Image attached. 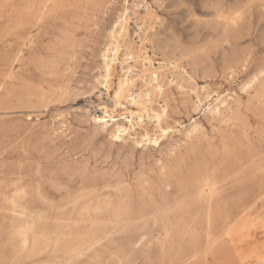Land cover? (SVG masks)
<instances>
[{
	"label": "rangeland",
	"instance_id": "rangeland-1",
	"mask_svg": "<svg viewBox=\"0 0 264 264\" xmlns=\"http://www.w3.org/2000/svg\"><path fill=\"white\" fill-rule=\"evenodd\" d=\"M29 2L0 0V250H11L14 223L3 197L24 190L28 210L68 238L115 228L122 215L141 217L82 264H180L184 254L187 264H264V78L247 89L264 71V0H60L56 13L30 18V28L13 32L8 23L29 17ZM126 8L129 48L139 52L144 45L155 67L165 65V94L150 108L165 109L169 136L156 133L151 114L143 113L142 130L136 128L160 136L156 147L119 144L92 121L103 116V106L117 119L136 111L129 98L122 102L126 110L114 109L96 83L112 25ZM234 10L242 13L240 32L248 37L225 48L218 13ZM235 54L246 62L231 74ZM121 75L117 67L114 81ZM137 81L133 92L146 101ZM220 97L228 111L208 116L206 107ZM194 122L202 132L187 139ZM253 203L212 247L210 235L227 226L204 215ZM128 237L140 244L124 252Z\"/></svg>",
	"mask_w": 264,
	"mask_h": 264
},
{
	"label": "bare ground",
	"instance_id": "bare-ground-1",
	"mask_svg": "<svg viewBox=\"0 0 264 264\" xmlns=\"http://www.w3.org/2000/svg\"><path fill=\"white\" fill-rule=\"evenodd\" d=\"M59 1L30 0L29 4H27L26 6L27 9L29 8L30 16L28 17V15L26 14L19 15L15 21H10V23H8L9 28L13 32L22 31V30H26V28H30L28 27V25L31 24L30 18L31 19L33 18L37 22H39L42 19H44L45 16L50 15L52 13H56L61 7ZM119 16L114 26L112 25L113 28L109 33L110 34L109 36L111 37V42H109L110 45L106 47V49H104L105 50L104 52H102L103 55H101V57L103 61V67H102L103 74L100 73L99 77L97 76L98 78L96 83H98V85L103 87L104 91L109 95V97L111 98L110 104H112L114 109L118 107H122V102L129 98L131 99L130 101L132 102V105L135 106L136 111H128L127 116L123 115L124 116L123 119H117V117L113 115L115 114L114 112L115 110H111L107 106H103L99 109L101 110V112L103 111V116L94 115L92 117V121L95 123V126H97V128H100L103 131L110 130L111 132L109 136L111 135V138L119 142V144L120 141L121 143L122 142L126 143V141H131L135 147H139V146L156 147L159 143L160 136L159 137L155 136L153 138L151 137L152 134L149 133L150 131L148 132L144 130L142 133H139L140 131L138 130L139 132H137L136 128L139 127L142 130L143 121L145 120V119L143 120L144 117L143 113L147 114L148 117H150L149 115L151 114L152 115L151 118L154 119L155 121L154 123H156V127L159 129L157 130L156 133L160 131L163 137L164 135H168L169 128H163L162 126V121L165 115V109L162 112H157L152 108H150V104L152 103L153 98H159L165 94V86L167 84L163 80L165 65L159 63L158 67H155L153 60L150 58V56H148L147 53H142L143 51H145L144 47H146L143 45L144 38L142 36H139V40L142 42L141 44L144 47L140 46L139 52H135L137 50L133 51L131 50L132 48L131 49L129 48L130 46L129 29L131 27L129 9L126 8L124 11H122L121 15ZM135 17H136L135 20L138 21L139 20L138 16ZM1 19L2 16L0 13V20ZM218 19L219 22L221 23V27L223 26L222 27L223 43H224L223 46L225 48H231L233 46H236L238 44L237 42L240 39L246 36L248 37V35H243L240 32V25L243 20V16L240 10H234L231 12L219 11ZM123 48H125L126 51L124 56L122 54L123 58L127 57L125 59H122L120 57V52L122 51ZM20 57L21 56L19 54L15 56L16 60H19ZM230 62L232 63V65L227 67V70H229V72L233 74L232 73L234 72L233 69L235 67L238 68L239 66H242L246 62V60L242 59L239 55L235 54ZM117 67L121 68L122 75L119 76L116 81H114ZM136 71L137 73H135ZM261 78H264V71L254 76L251 79V81L247 83V89L249 90L251 89V87L253 88V86L256 85L259 79ZM138 79H140L143 82V87L145 88L144 90L145 96L147 97L146 101H142V97L140 94H135L133 92V89H135V86L137 84L136 82H138L137 81ZM92 88H94L93 85ZM2 89L3 87H0V90ZM111 92L113 93L112 95ZM227 98L223 99L222 97H220L216 99L214 103L210 102L208 104V107H206L207 109L205 110V113L208 114V116L210 115L214 118L223 116L224 112L228 111ZM208 100L209 99H207V102H209ZM232 100H234V97ZM198 103L200 102L198 101ZM209 119H211V117H209ZM135 120L137 121L136 123ZM60 127H61L60 129H63L62 125ZM188 128L189 129L185 133L187 139H192L200 131V126L198 125L197 122H194V124L190 125V127ZM200 132H202V130ZM181 135L183 136V134ZM109 136L107 135V138ZM117 136L119 137V139L116 138ZM111 138L110 141H113L111 140ZM115 141L113 142V144L115 143ZM24 198H25L24 190H16L13 195L9 197H3L2 201L5 205L9 206L8 208L12 214L14 223L7 238V244H9L12 248L10 251L6 249L0 250V264H19L23 261L28 262V264H82V259L88 256L90 253L96 252L97 248L101 246L103 241L111 240L112 236L114 235H121V232L123 230L128 231L136 222H138L139 219H141L140 216H136V214L134 213L132 215H127V217L122 215L114 221L115 228L110 229L105 227L101 231L99 230L95 232H85L80 235H76L71 238H68L60 230L58 229L53 230L49 226L44 225L42 223L43 218L41 217V215H36V216L33 215L28 210L27 203L24 201ZM260 200L261 198L258 201ZM255 204L256 203H253L251 205L245 206L244 208H240L234 213H229V209L227 210L225 206L222 205L220 206V210H219L220 212H218V214L215 215L209 213L205 214L204 218L209 223L214 222L219 218V220L222 221L225 226H227L226 229L221 233L222 235L219 236H216L215 234L210 235V238L212 240V247L215 246L221 240V238L226 237V235L230 233L231 228L237 225L248 212H251L253 210ZM124 241L126 242L125 246L122 245V249L124 252H127L128 250L140 244V240L134 239L132 237L131 238L128 237ZM203 261L205 260L204 259L199 260V262H203ZM189 262H190V257L188 256V254H184L182 257V262L180 264H187Z\"/></svg>",
	"mask_w": 264,
	"mask_h": 264
},
{
	"label": "snow or ice",
	"instance_id": "snow-or-ice-1",
	"mask_svg": "<svg viewBox=\"0 0 264 264\" xmlns=\"http://www.w3.org/2000/svg\"><path fill=\"white\" fill-rule=\"evenodd\" d=\"M116 138H117V139H119V137H118V136H117Z\"/></svg>",
	"mask_w": 264,
	"mask_h": 264
}]
</instances>
